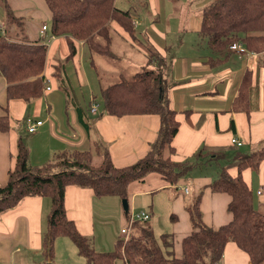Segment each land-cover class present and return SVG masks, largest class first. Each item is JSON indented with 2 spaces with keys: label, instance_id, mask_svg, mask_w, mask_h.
Masks as SVG:
<instances>
[{
  "label": "crops",
  "instance_id": "crops-1",
  "mask_svg": "<svg viewBox=\"0 0 264 264\" xmlns=\"http://www.w3.org/2000/svg\"><path fill=\"white\" fill-rule=\"evenodd\" d=\"M205 1L208 0H200L197 8L201 10ZM155 2L158 3V0ZM136 4L141 8L139 14L143 10L144 15L136 19L138 23L133 25L134 37L115 22L111 23L116 35L121 38L120 44L123 45L119 53L117 50L114 51L111 36L113 58H109L92 52L82 40H74L75 53L69 56L65 35L48 39L51 35L48 27L50 10L44 0H4L3 7H0V33L19 42L38 39L43 42L40 38L42 37L47 41V51L43 70L46 87L42 96L30 102L22 98H11L7 95L5 79L0 77V185L5 184L9 170L14 166L19 139L27 148L28 162L31 166H38L51 160L58 151L88 150L92 143H99L107 148L116 167L132 164L146 154L159 129L157 115L115 116L107 115L103 110L96 109L94 113L89 110L91 101H95L97 107H102L100 88L105 86V79L112 75L110 67L117 68L118 75L126 78L138 72L134 70L142 64L138 63L139 59L135 56L134 50L137 48L134 44H140L143 50V40L146 46L155 49L157 53H166L169 48L176 51L172 55V64L165 66L166 61L163 60L165 64L162 65L169 106L176 111V120L179 123L172 139L175 150L171 155L173 161H184L193 156L200 147L207 149L205 153L216 148H228L227 152L232 157L236 152H240V149H245L241 152L243 154L264 149V75L258 66L257 54L249 51L238 54L228 47L217 54L212 51L209 53L202 48L196 51L194 49L196 41L191 39L193 36L197 39L199 35L200 10L187 17L182 25L184 27L174 31L183 35L178 34L175 37L177 39L175 44L168 45L171 30L170 26L162 25L166 21L165 16L161 14L160 0L153 9L157 16L156 20H147L149 12L145 11L148 9L149 0H137ZM164 5L167 6L165 2ZM6 8L10 9L15 18L27 19L25 28L18 30L9 20L10 25L8 27L5 25L8 16ZM15 18L13 23L16 22ZM132 19L135 18L132 16ZM43 23L47 25L44 35L40 34ZM180 38L186 40L181 41ZM186 45H190L191 49L184 48ZM209 56L225 58L211 66L206 62ZM109 59H116V63ZM245 69L252 70L254 75L248 108L234 111L231 105L238 94L240 79ZM126 73L133 74L128 77ZM27 117L42 121L36 132H26ZM232 137H236L242 144L238 147L231 145ZM151 173L155 172L148 173L146 181H143L144 178L140 180L143 181L141 184L133 185L137 180L129 183L126 192L129 207L123 212L127 215L128 211L133 209V198L136 195L151 196L164 189H174L176 192L169 206L165 204L163 207H169V217H166V224L158 231L169 235L168 240L172 242L175 256H180L182 238L192 229L186 203L177 195V192L182 191L178 186L183 184L184 180L181 177L176 185H169L157 173L159 176L157 179L154 175L149 177ZM228 173L235 176L237 168L230 166ZM241 177L252 193V205L264 212V159L256 169L244 168ZM209 185L208 177H195L192 194L194 197L199 194L198 205L202 221L217 228L231 219L227 210L229 196L226 193L212 192ZM187 193L189 195L190 191ZM70 195L73 199L68 200ZM92 195L91 189L72 184L67 185L64 190L67 218L74 222L77 229L88 235L93 232V209L97 210L95 205L93 208L88 205ZM68 205L71 209H68ZM149 207L151 212L154 209L157 213L153 203ZM50 210L49 197L40 195L24 197L14 207L0 213V264L48 262L57 264L53 259L50 261L42 252V235ZM171 214L175 216L174 219L171 218ZM151 225L154 227V224ZM65 237L70 239L67 236L55 238L53 258H56L58 253L56 249L58 251L62 248L67 250L64 264H73L72 246ZM70 242L75 245L71 239ZM216 262L252 264L247 253L234 242L225 245L222 257ZM77 263L78 261L75 262ZM261 264H264V261Z\"/></svg>",
  "mask_w": 264,
  "mask_h": 264
},
{
  "label": "trees",
  "instance_id": "trees-1",
  "mask_svg": "<svg viewBox=\"0 0 264 264\" xmlns=\"http://www.w3.org/2000/svg\"><path fill=\"white\" fill-rule=\"evenodd\" d=\"M44 1L50 10V34L66 36L69 56L75 53L74 40H82L92 52L113 58L112 22L134 37L130 10L117 7L115 0ZM209 1L200 10L199 29V36L205 39L208 48L217 54L230 43L240 42L248 50L255 51L258 66L264 70V57L260 55L264 51V0ZM6 12L10 19L15 18L10 9L6 8ZM11 38L0 33V77L7 83L9 97L30 102L42 96L46 87L43 70L47 45L39 39L19 42ZM152 55L151 60L158 59L154 62L155 69H143L130 78L121 77L100 88L102 110L107 115L153 114L159 117L156 138L146 154L132 164L116 167L107 148L92 143L88 150L58 151L51 160L31 166L27 148L19 139L14 166L9 170L5 184L0 185V213L14 207L24 197L48 196L51 210L46 218L42 248L50 261L54 256L55 238L67 236L89 264H115L117 258H121L123 264H212L222 257L228 242H234L246 252L252 264H261L264 261V212L252 205V193L241 177V171L256 169L264 159V149L250 154L236 152L234 159L221 168L220 176L210 183L212 192L229 196V222L217 228L206 225L198 205L199 194L190 204H185L192 229L182 238L180 257L175 256L168 234H160L161 243L156 242L149 221L142 223L144 226L139 228L138 234L116 239L113 250L105 252L95 250L89 239L67 218L64 190L69 184L89 188L97 197L115 195L122 199L126 198L130 182L140 181L150 172L159 174L169 185H176L189 169L187 161L171 159L175 151L172 139L179 123L176 111L169 106L162 73L163 59ZM224 58L209 56L206 62L214 66ZM253 78L252 70L245 69L232 110H247ZM206 151L200 147L193 156L203 155ZM230 166L237 168L235 176L229 175ZM171 218L175 216L171 214Z\"/></svg>",
  "mask_w": 264,
  "mask_h": 264
},
{
  "label": "rangeland",
  "instance_id": "rangeland-1",
  "mask_svg": "<svg viewBox=\"0 0 264 264\" xmlns=\"http://www.w3.org/2000/svg\"><path fill=\"white\" fill-rule=\"evenodd\" d=\"M136 1L137 0H115V4L117 7L130 10L132 16L135 18V19H132L131 21L133 25L138 23L136 19L142 18V16L144 15L143 10L139 14L140 6L136 4ZM164 2L167 6L164 5ZM199 2L200 0H175V2L173 3L172 0H160L161 14L165 16L164 20L166 21L164 22V24L162 23V25L170 26V30H171L169 32V36H170L169 41H167L168 45L175 44L177 40L175 39V37H177L178 34L183 35L180 32H174V31H177L179 27L180 28L184 27L182 25L184 24L188 16L191 17L192 14H196L199 12L200 9L197 8V4ZM208 2L210 1L209 0L205 1V4H208ZM157 4H159V0H158V3H156L155 0H152V1L149 0L148 9L147 11H145V12H149V18H147V20H153V19L156 20L157 16L153 12V9L157 6ZM3 5H4V0H0V7H3ZM134 9H136L138 13ZM8 18L10 19L9 15H8ZM8 18L6 17V21H5V25L7 27L8 25H10L8 22ZM10 20H11L12 26H15L18 30L25 28V25L27 22L26 21L27 19L25 20L24 18H15L14 20L16 22L14 23H13L12 18ZM111 35L113 38V50L114 51L117 50V52L119 53V50H121L122 48L121 45H123V44H120L121 38L116 35L114 30L113 31L111 30ZM180 39L181 41L186 40V38H180ZM194 39L196 41V43L194 44V49L196 51L202 48L208 51L209 53H211V50L208 48L205 39H202L199 35L197 36V39L195 38V36H193L191 41H193ZM44 40L45 39H41V41L46 43V41ZM183 43L181 44L182 47H183ZM142 44L144 46L143 50L141 49L143 47L140 44L138 43L134 44L135 48H137V49L134 48L135 56H137V58L139 59L138 63L142 64L141 66H137L134 71L139 72L143 69H155L156 66L154 62L158 61V59L154 58V60H151V54H153L152 56L162 57V59L166 61V64L164 63L165 66L166 65L170 66L172 64V61H173L172 55L176 53L175 50H173L172 48H169L166 53H157L155 49H152L148 45L146 46L144 40L142 41ZM184 48L191 49L190 45H186ZM246 50L249 52H255V51L248 50L247 48ZM186 55H191V54H186ZM260 55L264 57V51ZM115 60L116 59H112L111 61H115ZM144 65L146 66L142 68V66ZM110 70L112 72V75L109 76L107 79H105V86H107L109 83H114L118 81L119 79H121V77H124L123 75L122 76L118 75L117 68L110 67ZM126 74L128 77H130L133 73H126ZM263 75H264V70H263ZM92 103L93 102L91 101V104ZM91 104H90V107H91ZM101 108H102L101 106L96 107V109L98 110H102ZM233 146H236V145H233ZM244 150L245 149L243 150L240 149L239 153L243 152ZM234 156L233 157L229 156L227 150H211L210 152H207L204 155H197V156H193V157L191 156V157L186 158L184 161H187L190 164V167L185 173V175L182 177V179L184 180V183L178 186V188H182V191L177 192V195L182 197L183 203L190 204L191 201H193L194 199V196L192 194V190H193L192 183L195 177L206 176L210 179V183H211V180L216 179L220 176L221 168L224 166V164H226V162L228 161L233 160ZM149 175H150L149 177L154 175L156 179L159 177L156 173L154 174L151 173ZM146 177L147 176L144 177L143 181H146L145 180ZM143 181H140V182L136 181V183L133 182V185L141 184ZM187 191L188 192L190 191L189 195ZM175 192L176 191L174 189L172 190L171 188H168V189H164L163 191L156 192L152 194L151 196L144 195V194L136 195L133 198V204H132L133 209H130L128 211V213H130L131 211L132 213H137L140 211H146L148 213L149 218L146 221H149L150 223L149 229L151 228L154 238L158 244L161 243L159 239V235L161 233L158 230L159 228L160 229L163 228V226L166 224V217L167 218L169 217V212H170L168 211L169 207L168 208H163V207L165 204L169 206L170 200L171 198H173V194ZM71 199H73V197L70 195L68 197V200H71ZM111 200L114 202H111ZM87 202H88V199H87ZM152 203H153V206L156 208L157 213H155L154 209H153V212H151L149 206ZM88 205L89 207L91 206V208H93L95 205V208L97 209L95 211L93 209V212H94V217L92 218L93 232L88 235V234H84L83 232H81L80 229H77L78 232L81 235L83 234L89 239L92 247L95 250H99V251L102 250L105 252L112 251L114 248L116 239L124 237V235L120 232V229L122 226L126 225V222L128 220V215L124 214L123 212L124 208L122 204V199L116 196L96 197L93 194L91 196L90 202H88ZM68 209H71L70 205H68ZM121 218H124V219L121 220ZM146 221L133 222L128 228L129 235L131 233L138 234L139 228L141 226H144L142 223ZM151 224H154V227ZM65 240L68 243H70V245L72 246V255H74V259L71 262L73 264H75L76 261H78L77 264H89L87 259L84 256L79 255L78 252H75L77 251L76 246L70 242V239L65 237ZM167 251L168 250H165L166 253H168ZM42 252H43V248H42ZM56 252H58L59 254L57 253L56 258L54 257L53 260L57 262V264H59V262L63 264L66 263L67 250H63L62 248H60L58 249V251L56 249ZM115 264H123L121 258H117L115 260Z\"/></svg>",
  "mask_w": 264,
  "mask_h": 264
},
{
  "label": "built area",
  "instance_id": "built-area-1",
  "mask_svg": "<svg viewBox=\"0 0 264 264\" xmlns=\"http://www.w3.org/2000/svg\"><path fill=\"white\" fill-rule=\"evenodd\" d=\"M47 29L46 25L43 24L41 26V30H40V34L44 35L45 30ZM54 36L50 35L48 37V39H52ZM228 49L230 50H234L235 52H237L238 54H243V53H247V50L245 48V46L243 44H241L240 42H232L228 45ZM48 88V87H47ZM96 107L97 104L95 102H93L91 104L90 107V111L91 112H95L96 111ZM42 124L41 120H33L29 117L26 118V131L28 133H34L36 132L37 128ZM230 144L232 145H236V146H240L242 144L241 141H239L236 137H232L230 138ZM128 215V220L126 222V225L122 226L120 229V232L124 235V238L127 239L128 235H129V231L128 228L130 227V225L135 222V221H146L149 218V215L146 211H140L137 213H132V211L130 213H127ZM212 264H218L217 262H213Z\"/></svg>",
  "mask_w": 264,
  "mask_h": 264
},
{
  "label": "water",
  "instance_id": "water-1",
  "mask_svg": "<svg viewBox=\"0 0 264 264\" xmlns=\"http://www.w3.org/2000/svg\"><path fill=\"white\" fill-rule=\"evenodd\" d=\"M122 204H123V210L127 211L128 209V203H127V199L126 198H122ZM47 264H51L50 262H48Z\"/></svg>",
  "mask_w": 264,
  "mask_h": 264
}]
</instances>
